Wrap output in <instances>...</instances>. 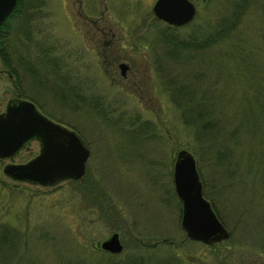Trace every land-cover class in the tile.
<instances>
[{"label":"rangeland","instance_id":"374dc122","mask_svg":"<svg viewBox=\"0 0 264 264\" xmlns=\"http://www.w3.org/2000/svg\"><path fill=\"white\" fill-rule=\"evenodd\" d=\"M192 1L194 18L176 28L154 16V0H21L1 23L0 109L21 89L90 155L80 178L53 185L13 179L0 159V264H264V0L244 4L223 47L181 58L164 36L208 26L238 0ZM179 80L207 129L179 108ZM181 148L229 231L219 242L181 226ZM38 149L32 140L14 159ZM115 231L122 251L103 250Z\"/></svg>","mask_w":264,"mask_h":264},{"label":"water","instance_id":"95a60500","mask_svg":"<svg viewBox=\"0 0 264 264\" xmlns=\"http://www.w3.org/2000/svg\"><path fill=\"white\" fill-rule=\"evenodd\" d=\"M16 3L17 0H0V24ZM152 11L167 24L182 26L193 19L196 6L191 0H154ZM121 68L123 71L126 66L121 65ZM32 139L40 143L38 154L24 163L5 164L6 175L44 185L83 175L89 148L81 135L42 113L34 102L9 98L5 110L0 112V158L13 157ZM173 183L182 204L181 226L189 238L212 243L229 236L228 229L203 194L195 158L188 149L176 152ZM100 246L112 253L120 252L123 247L118 232L111 233Z\"/></svg>","mask_w":264,"mask_h":264},{"label":"trees","instance_id":"16d2710c","mask_svg":"<svg viewBox=\"0 0 264 264\" xmlns=\"http://www.w3.org/2000/svg\"><path fill=\"white\" fill-rule=\"evenodd\" d=\"M247 1L248 0L236 1L235 3H233V7H232L231 12H227L226 14H222L221 16L216 18V20H214L212 22V24H210L208 26L206 25L205 27H198V28L193 27L187 35H185L183 38H181L179 40L174 35H171V36L166 35L168 37H165L163 35L164 38H163L162 43L169 44L170 45V51L169 52L171 54L180 55L181 58H183V55H185V54L190 56V54H192L193 52L200 50V49H203V48H207L209 45L215 44V47L216 46L217 47H223L226 40L229 39V37L233 34V32H234L233 30H235V28L237 27L239 20H240V16L243 13L242 10L244 8V4L247 3ZM21 4H22L21 0H17L16 6L14 7L13 11L8 16V18L13 13H17L20 10ZM8 18H6V19H8ZM170 27L176 28L175 26H171V25H170ZM172 51H175V52H172ZM181 58H180V60H182V62H184V61L189 62L188 60H191V59L183 60ZM11 71H12V69H11ZM186 73L190 74L188 72H186ZM16 80H18V79L16 78ZM176 83L179 85L175 87V83H173L170 90L173 91L175 89V91L180 92V97L181 96L184 97L183 98L184 100L181 101L182 104L180 105L179 108H182L183 112L186 111L187 113L189 112L191 114V112H193V109L197 108V102L199 100L198 95L194 94L195 93L194 87L192 85L188 84V82H183V81L179 80ZM17 89L19 90V87H17ZM19 94L21 96H23L21 89L19 91ZM24 97H25V95H24ZM190 116L192 119H188V120H189V122H191V120H192V124H194L195 127H197V125H201L203 128H206L205 125L207 123L210 124L209 121H206V122L204 121L203 117L205 116V114L203 115V113H201L199 116L198 115L195 116L194 114H191ZM194 117H196V118L193 119ZM213 117H210L209 119L213 120L216 118L215 116H213ZM55 120H58V119H55ZM213 129L214 128L208 130L209 132H207V137L210 136V131L212 133ZM215 138H216V136H215ZM219 140L220 141H218L217 144H219V147H221V148H223L224 145L226 146V144L228 143L226 141L221 140V138H219Z\"/></svg>","mask_w":264,"mask_h":264},{"label":"flooded vegetation","instance_id":"af4514ba","mask_svg":"<svg viewBox=\"0 0 264 264\" xmlns=\"http://www.w3.org/2000/svg\"><path fill=\"white\" fill-rule=\"evenodd\" d=\"M0 46H2V45H0ZM2 49H3V47H2ZM1 48H0V56H1V50H2ZM4 63V62H3ZM6 74L8 75L9 73H8V71L6 72ZM7 101H8V99H7ZM7 101H6V103H7ZM6 103H5V106H6ZM5 106H4V108L3 109H0V112H2V111H4L5 110ZM32 140H36V142H38V144L40 145V143H39V141L37 140V139H32ZM32 140H30V141H28L17 153H20V151L21 150H29V143L30 142H32ZM28 147V148H27ZM39 150V149H38ZM17 153H15V155L17 154ZM35 154H37V153H35ZM34 154V155H35ZM15 155H13V157H11V158H8L9 159V162H12V163H23V162H26V161H28L30 158H32L34 155H32L31 157H28L27 159H22V160H16L15 161ZM0 159H4V158H0Z\"/></svg>","mask_w":264,"mask_h":264}]
</instances>
